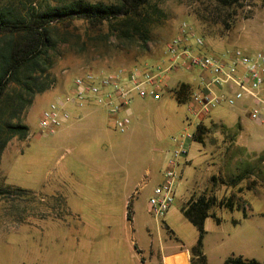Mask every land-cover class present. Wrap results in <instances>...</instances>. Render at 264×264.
Masks as SVG:
<instances>
[{
  "label": "rangeland",
  "instance_id": "374dc122",
  "mask_svg": "<svg viewBox=\"0 0 264 264\" xmlns=\"http://www.w3.org/2000/svg\"><path fill=\"white\" fill-rule=\"evenodd\" d=\"M70 1L105 5L118 2L0 0V12L11 21L29 22L38 13ZM148 12L151 22L146 26L145 44L123 39L107 25L96 31L81 21L50 23V33H54V49L49 52L50 86L37 94L50 96L33 103L37 95L34 96L33 104L18 119L29 128L27 136L11 138L0 157V264H81L79 258L86 249L75 247L69 234L75 231V224L86 222L92 215H76L65 209L49 212L52 205L65 206L74 197L71 191L79 187L84 195L96 194L97 205L111 208L109 215H100L101 221L106 216L119 222L115 227L113 222L109 223L110 228L100 226L96 239L99 243L87 254L89 264H150L149 258L161 257L166 246L177 245L179 240L189 246L198 233L181 210L189 199L202 194L225 203L212 208L219 224L211 217L205 220L206 264H223L231 257L264 264V124L249 118L251 103L238 107L222 102L209 114L195 119L188 106L197 87V70L177 66L170 71L164 100L135 99L131 125H138V129L133 133L116 131L104 112L102 139L98 135L97 140H91L93 135L90 137L85 129L86 123L79 124L73 133L59 132V128L49 135L38 132L40 112L54 96L67 90L75 75L84 70L158 64L163 44L179 33L182 24L204 39L206 50L212 55L236 48L248 52L264 49V0H240L231 8L213 0H152ZM235 113L240 124L228 125ZM198 125L202 128V142L190 143ZM187 132L192 134L191 140L185 142L189 160L184 163V157L180 158L175 169L179 176L183 171L180 184L175 183L172 210L166 219L155 218L148 206L154 186L142 176L146 169H164L169 154L182 151L179 144ZM86 136L89 145L96 141L94 148L104 153L99 163L92 161L94 171L90 174L85 173L81 162L86 153ZM85 174L101 177L81 183ZM186 189L189 194L183 204ZM127 194L128 198L131 196L129 208L124 205ZM125 211L129 223L122 218ZM52 216L60 219H51ZM51 234H57L59 245L51 242ZM135 244L140 248L139 254ZM127 248L135 253L134 257ZM171 260L172 257L167 258V264H173Z\"/></svg>",
  "mask_w": 264,
  "mask_h": 264
},
{
  "label": "built area",
  "instance_id": "2783aa9c",
  "mask_svg": "<svg viewBox=\"0 0 264 264\" xmlns=\"http://www.w3.org/2000/svg\"><path fill=\"white\" fill-rule=\"evenodd\" d=\"M161 57V62L155 65L84 70L75 75L67 90L53 97L40 112L39 131H55L68 121L69 107L89 104L107 109L114 129L123 133L131 121L129 110L134 99H160L168 89L167 74L177 66L199 72L197 87L190 95L188 106L195 119L200 114H209L222 102L234 106L248 97L252 100L249 118L257 124H264V94L261 93L264 87V49L248 52L236 48L219 56L212 55L206 50L204 39L182 24L179 33L163 44ZM183 137L192 138V134L187 132ZM180 147L182 151L169 154L162 180L148 199L149 211L155 218H163L173 205L178 177L175 169L179 159L186 156L185 148ZM172 258L173 264H183L178 256Z\"/></svg>",
  "mask_w": 264,
  "mask_h": 264
},
{
  "label": "trees",
  "instance_id": "16d2710c",
  "mask_svg": "<svg viewBox=\"0 0 264 264\" xmlns=\"http://www.w3.org/2000/svg\"><path fill=\"white\" fill-rule=\"evenodd\" d=\"M152 0H118L116 5L70 1L38 13L29 22L11 21L0 12V157L6 143L13 137L24 138L28 127L19 122L20 114L32 103L35 95L50 86L48 69L49 52L54 49L50 23L55 20L71 24L81 21L93 30L103 25L111 26L123 39L140 41L148 38L147 23L151 22L148 7ZM222 7L231 8L240 0H213ZM23 32V33H20ZM198 125L193 141L201 143ZM223 200L202 194L189 199L182 214L198 232V238L190 249L191 264H206L203 254L204 221L214 215L213 207L225 206ZM223 264H262L253 259L231 257Z\"/></svg>",
  "mask_w": 264,
  "mask_h": 264
},
{
  "label": "crops",
  "instance_id": "0c3cea01",
  "mask_svg": "<svg viewBox=\"0 0 264 264\" xmlns=\"http://www.w3.org/2000/svg\"><path fill=\"white\" fill-rule=\"evenodd\" d=\"M261 93L264 94V87L262 88ZM166 95H168V92H163L160 100H164V96H166ZM46 96H50V95L48 93H44L43 95H39V96L37 95V97L34 99L33 103L38 101L41 97H46ZM135 99L142 101V100L151 99V98L145 97V98H135ZM245 103H251V105H252V100L248 97H245L244 99L238 101L236 104L239 107V106H243ZM103 112L105 113L106 117H108L110 124L113 127L111 117H110L109 113L107 112V109H105L104 107L96 106V105H89V104H86V105L79 107V108L69 107V114H70L69 119L65 124H63L62 126L59 127V130H60L59 132H63V131L67 132L68 131L67 133H70V132L73 133L77 130L78 126H80L79 124L86 123L84 125L85 129L88 130V132H89L88 134L90 135V137L93 135L91 137V140L92 139L97 140L96 137L98 135H100L99 137L102 139L103 134L105 133V127H104L103 116H102ZM129 115H130V119L134 115V111L132 110L131 106H130V110H129ZM233 118L235 121L233 120L228 125H232L235 123L240 124V117L238 116V113L233 114ZM131 121H132V119H131ZM131 121H130V124H129L127 130L125 132H123L124 134L127 132L133 133L134 131H136L138 129V127H137L138 125H135L134 127H132ZM55 131L50 132V133H42L38 130V132L41 135L53 134V133H55ZM188 140H191V138L183 137L181 139L179 145H182L185 148V142ZM85 141H87L86 153H85V157H82L81 162L85 166V173L90 174L92 171H94V169H91L92 168V166H91L92 161H95V163L96 162L99 163V161H100L99 159L104 156V153L101 151L102 149L98 150V149L94 148L96 146V141H92L91 145H89L88 142L90 140H89V137H87V136L85 137ZM177 142H178V140H177ZM192 142H194V141L191 140L190 143H192ZM154 149L160 150L158 147H155ZM67 151H70V149L67 148ZM188 160L189 159H187L186 156L183 158L184 163ZM162 171H163V168H161L159 170L146 169L145 174L142 176V178L146 179L145 180L146 182L150 181V183H152L153 186L155 187L162 180ZM181 171H183V170H181ZM181 171H180V176L178 175L176 182L181 178ZM86 174L81 177L82 178V181L80 180L81 183L85 182L86 180H93V181L99 180L101 177V175L90 176V175H86ZM178 184H180V181L177 182V185ZM188 191H189L188 189L185 190V194H184V198H183V204L185 202L186 196L189 194ZM71 193L74 196L72 198V200H70L68 202L66 201L67 204L65 206L63 204L52 205L50 207L49 212L50 213H56L58 210L61 211V209H65L66 212H72V213H75L76 215H78L80 212L81 213H88V214L92 215V217H88V220L86 222H84V220H81L80 222L77 223V225L75 224V229H74L75 231H73L72 233L69 234V236L73 240L75 247L80 245L81 250L86 249L84 252V255H81V258H79V262L81 264H89L90 261H89V257L87 256V254L91 253L93 251V246L95 247V245L97 243H99L98 241H96V239L99 236L100 231H101L100 226H103L104 228H110L109 223L113 222L114 227H115L117 224H119V222H116L115 218H113L111 220L110 217H106V216H104L102 221H101L100 215L101 214L109 215L108 212L111 210V208H109L107 205L104 207L97 205L94 202V197H96V194H92L91 196L90 195H84V193L81 191V187H79V189L77 188L75 191H71ZM151 194H152V192H151ZM151 194H150V196H151ZM128 196L129 195L127 194L125 196L126 198H124V205L125 206L127 205L129 208L130 204L128 203L129 202L128 199L131 196L129 198H128ZM175 198H176V192H175ZM172 207L166 213V215L164 216V219H166L167 215L170 214L169 212L172 210ZM213 213L216 216L215 211H213ZM181 214H182V210H181ZM182 216H183V214H182ZM58 217L59 216H52L51 219L52 218L53 219H55V218L60 219ZM216 217L218 218V216H216ZM77 218H78V216H77ZM122 218L126 223L130 222L129 215L127 214L126 211L124 212ZM211 218H213V217H211ZM213 219L215 220V218H213ZM219 222H220V220H218V221L215 220L216 224H219ZM204 224H205V221H204ZM121 227H123V226L121 225ZM111 237L114 240L115 232H112ZM64 238H65V236L61 237V241ZM197 238H198V234H197L196 238L193 240V242L189 243V246H186L184 243L180 242V240L178 241L179 244H177V245L166 246L167 247L166 252L162 253L161 257L157 258L156 260H154V258L150 257L149 263L150 264H167V262H166L167 258H171L173 256H178L179 260L183 264H191L190 249H191V247H193L195 245ZM51 240H52L51 242L52 243L54 242L55 245L60 244L58 237H57V234H51ZM204 240H205V234H204V238H203V250H204ZM136 246H137V244H135L134 249L137 250V254H139L140 248H137ZM127 249H128L127 252L128 253L130 252L129 255L131 257H134L135 253H133V251L131 249H129V248H127ZM142 264H145V263H142Z\"/></svg>",
  "mask_w": 264,
  "mask_h": 264
}]
</instances>
